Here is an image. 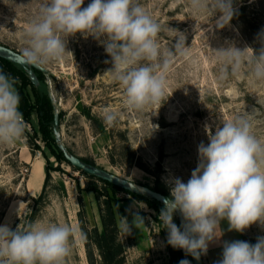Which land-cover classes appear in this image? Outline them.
Returning a JSON list of instances; mask_svg holds the SVG:
<instances>
[{
    "label": "rangeland",
    "instance_id": "374dc122",
    "mask_svg": "<svg viewBox=\"0 0 264 264\" xmlns=\"http://www.w3.org/2000/svg\"><path fill=\"white\" fill-rule=\"evenodd\" d=\"M90 2L85 0L83 6ZM39 3L0 0V44L20 53L23 29L36 15ZM140 3L162 26V50L172 46L173 34L168 28L184 33L187 46H191L189 58L177 60L170 69L167 94L171 96L155 114L156 107L139 112L124 104L122 89L107 73L112 68L111 58L91 36L78 33L70 37L67 47L71 53L46 67L40 76L56 100L61 138L69 152L152 189L158 183L170 196L166 181L179 177L186 183L197 166L198 145L208 143L206 125L214 131L219 119L248 112L255 134L264 138V85L252 83L244 74L219 81L211 50L228 43L259 49L264 0H234L237 14L223 28L216 26L215 17L193 14L185 0ZM0 69L17 79L20 110L27 123L25 140L0 145V224L15 228L18 223L38 220L78 225L86 238L82 242L76 238L68 264H100L93 238L94 231L100 230L99 208H103L105 196L96 199L95 192H105L112 204L128 209L134 201L142 203L133 211L145 218V227L128 236L118 231L124 264H181L185 260L192 264L182 249L168 251V234L158 219L163 205L112 188L68 165L53 144L51 124L38 113L36 92L22 68L0 59ZM105 107L119 112L116 126L107 127L101 120L100 111ZM36 161L42 164L44 177L40 189L29 194L26 181ZM45 169L49 177L43 185ZM174 223L181 225L176 215ZM252 236H244L242 241L255 244L260 236Z\"/></svg>",
    "mask_w": 264,
    "mask_h": 264
},
{
    "label": "clouds",
    "instance_id": "9594fccd",
    "mask_svg": "<svg viewBox=\"0 0 264 264\" xmlns=\"http://www.w3.org/2000/svg\"><path fill=\"white\" fill-rule=\"evenodd\" d=\"M185 2L195 15L215 17L218 28L229 25L237 14L234 0ZM84 3L40 0L36 15L23 29L20 54L25 63L46 68L71 53L67 47L70 37L78 33L91 36L111 58L107 73L122 89L124 104L139 112L156 107L155 114L171 96L167 76L173 64L189 58L186 35L168 28L173 34L172 46L162 50V26L140 0H91L86 7ZM204 39L207 42L206 36ZM258 42L259 49L232 43L211 48L218 80L244 74L252 83L264 85V33ZM17 84L15 77L0 69V145L26 139L27 123L20 110ZM251 116L243 112L221 118L214 131L206 125L208 143L198 145V163L188 181L179 177L166 181L170 196L163 200L159 223L167 231V243L196 260L207 254L209 243L223 235L221 221L228 222L229 231L239 233L256 223L264 226V138L255 134ZM100 118L105 126L114 127L120 114L105 107ZM155 127L152 125L153 130ZM141 204L134 201L126 210L128 215L119 213L120 233L128 236L145 227V218L133 211ZM177 212L182 217L180 226L174 223ZM77 237L81 242L86 238L78 225L69 223L26 221L15 228L0 224V264H68ZM222 247L216 264H264V236L255 244L234 240L224 241Z\"/></svg>",
    "mask_w": 264,
    "mask_h": 264
},
{
    "label": "trees",
    "instance_id": "16d2710c",
    "mask_svg": "<svg viewBox=\"0 0 264 264\" xmlns=\"http://www.w3.org/2000/svg\"><path fill=\"white\" fill-rule=\"evenodd\" d=\"M0 59L2 61H5L6 63L11 64V65L19 66V65L14 64L10 61H7L3 58H0ZM33 71L38 78L39 84L37 86H33L30 81H29V83L33 87L34 91L36 92L37 98H38V105H39L38 113L47 122H49V124H51V132H52L53 111H52L51 102L47 96L46 84L44 83V81L42 80V78L40 76L42 72L37 71V70H33ZM26 77H27V75H26ZM27 79H28V77H27ZM58 120H59V113H58ZM53 144H54L57 152L60 154L61 158L64 160L61 152L58 150V148L56 147V145L54 143V139H53ZM82 160H84L85 162H88L90 164H93L91 161H87L85 159H82ZM65 162L68 165H70L67 161H65ZM71 167H73V166H71ZM73 168H75L76 170H79L76 167H73ZM45 171H46V169H45ZM79 171H81V170H79ZM81 173H83V175L86 177L97 179V180L107 184L108 186H111L112 188L119 189V190H122L124 192L129 193V194H132V193H130L126 190H123V189H121V188H119V187H117V186H115V185H113L107 181H104L100 178L89 175L83 171H81ZM48 177H49V174L46 171L43 185L45 184ZM94 190L96 191L95 188H94ZM154 190H156V191L162 193L163 195L169 197L168 193L164 189H162L158 183H156ZM95 193H96L95 194L96 199L100 195L105 196V198L103 199V208H99L100 209L99 210L100 230L94 231V238H93V242L96 245V247L99 251L100 257H101L100 264H124L123 246L117 237L118 236V229L116 226V216L119 217V213L121 215H128V212L126 211L128 208H126L125 206H123L119 203L112 204L111 201L107 198L105 192H102V194H101V193H98L96 191ZM132 195H136V194H132ZM153 201H155V200H153ZM178 222H179V220H178ZM165 239H166L165 241H166V244L168 247V251H170V253H173L174 248L167 243V238H165Z\"/></svg>",
    "mask_w": 264,
    "mask_h": 264
},
{
    "label": "water",
    "instance_id": "95a60500",
    "mask_svg": "<svg viewBox=\"0 0 264 264\" xmlns=\"http://www.w3.org/2000/svg\"><path fill=\"white\" fill-rule=\"evenodd\" d=\"M0 58H3L7 61H10L14 64L19 65L24 73L27 75L29 81L33 86H37L39 84L38 78L33 70L40 71L42 73H45L47 70L45 68H38L29 66L25 63L22 55L18 53L17 51H14L11 48H8L2 44H0ZM47 96L51 102L52 105V111H53V118H52V134L53 139L56 147L61 152L62 157L65 161H67L71 166L78 168L79 170L95 176L97 178H100L104 181H107L123 190H126L132 194L136 195H143L146 196L152 200H155L156 202H159L163 205V200L167 196L163 195L162 193L148 187L145 185H141L135 182H132L126 178L117 176L113 173H110L102 168H99L93 164H90L88 162H85L84 160L80 159L79 157L75 156L71 152L68 151V149L65 147V145L62 142L61 138V132L59 128V120H58V109L56 106V100L51 92V90L47 89ZM177 219L179 220L180 224L182 223V217L179 212L176 214ZM191 263L192 264H203L202 258L200 257L199 260H196L191 255Z\"/></svg>",
    "mask_w": 264,
    "mask_h": 264
},
{
    "label": "crops",
    "instance_id": "0c3cea01",
    "mask_svg": "<svg viewBox=\"0 0 264 264\" xmlns=\"http://www.w3.org/2000/svg\"><path fill=\"white\" fill-rule=\"evenodd\" d=\"M41 167V173L39 175H35L32 180H30L31 176L26 181V190L29 194H33L38 191L41 187L44 170H42V164H39ZM220 227L223 230V235L219 238V240L215 242H211L208 245V251L206 255H201L203 264H216L222 257L223 251V242L224 241H234V240H242L244 236L248 238H252L253 234L257 236H264V226H261L259 223L251 225L247 228L243 233H239L236 231H229V225L226 220L221 221Z\"/></svg>",
    "mask_w": 264,
    "mask_h": 264
},
{
    "label": "bare ground",
    "instance_id": "6f19581e",
    "mask_svg": "<svg viewBox=\"0 0 264 264\" xmlns=\"http://www.w3.org/2000/svg\"><path fill=\"white\" fill-rule=\"evenodd\" d=\"M40 173H41V167H39L38 162L36 161L33 164V169H32V172L30 174V176H31L30 180H32L35 175H39Z\"/></svg>",
    "mask_w": 264,
    "mask_h": 264
}]
</instances>
